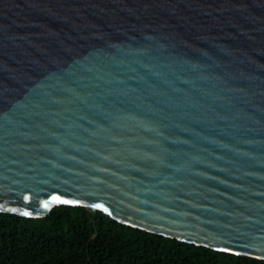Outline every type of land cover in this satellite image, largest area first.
<instances>
[{
	"label": "water",
	"instance_id": "95a60500",
	"mask_svg": "<svg viewBox=\"0 0 264 264\" xmlns=\"http://www.w3.org/2000/svg\"><path fill=\"white\" fill-rule=\"evenodd\" d=\"M58 206L264 261V0H0V212Z\"/></svg>",
	"mask_w": 264,
	"mask_h": 264
},
{
	"label": "trees",
	"instance_id": "16d2710c",
	"mask_svg": "<svg viewBox=\"0 0 264 264\" xmlns=\"http://www.w3.org/2000/svg\"><path fill=\"white\" fill-rule=\"evenodd\" d=\"M0 264H264L169 239L100 211L54 207L44 219L0 212Z\"/></svg>",
	"mask_w": 264,
	"mask_h": 264
},
{
	"label": "snow or ice",
	"instance_id": "6c2138e0",
	"mask_svg": "<svg viewBox=\"0 0 264 264\" xmlns=\"http://www.w3.org/2000/svg\"><path fill=\"white\" fill-rule=\"evenodd\" d=\"M25 199H28V197H25ZM52 202H58V203H61V204H76L78 203V201H69V200H61V198L59 196H52L51 197V200L49 201H45L43 203V206L45 208L48 207V205ZM92 207H102L101 205H92ZM25 215H27V213H25ZM218 251H222V252H227V251H230L229 249H226V248H221V249H218Z\"/></svg>",
	"mask_w": 264,
	"mask_h": 264
}]
</instances>
